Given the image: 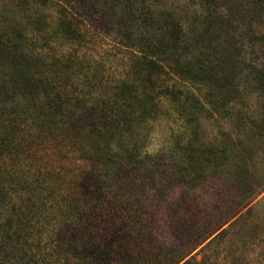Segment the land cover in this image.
Masks as SVG:
<instances>
[{
    "label": "trees",
    "instance_id": "trees-1",
    "mask_svg": "<svg viewBox=\"0 0 264 264\" xmlns=\"http://www.w3.org/2000/svg\"><path fill=\"white\" fill-rule=\"evenodd\" d=\"M16 1L19 10L17 14H13L6 5L5 9L0 7V70L3 75L0 97L4 95V105L10 107L9 111L14 110L18 121H31L40 133L50 135L54 127L61 132L66 129L77 141L81 139L79 149L84 158L91 161V165L93 163L92 169L84 172L80 181L81 190L77 194V198L80 197L79 209L76 210L78 221L63 230L59 227L52 236L54 245L63 246L66 257L71 255L75 258L76 262L72 264H85L84 251L89 247V254L94 260H101L102 264L113 261H124L126 264L133 255L132 249L127 250L131 239L121 235L127 225L120 222L122 224L119 228H107L104 239L98 243L97 230L85 221L95 213L98 201L109 202L111 196L115 198L117 193L108 196L104 192L106 184L99 177L102 173L95 168L99 164L104 167L111 165V168L104 169L113 172L115 181L121 180L128 173L124 162L118 161L119 152L123 148L117 143L111 144L115 135L112 125L121 129L142 127L157 111L154 105H147L148 102L154 103L155 97L159 107L161 96L173 90H184L186 85L191 86L188 90H194V87L201 90V87L208 86L209 90L218 92L215 100L212 98L215 92L207 94L205 101L212 108H206L209 112L218 110V100L225 103L239 100L242 96L240 90H247L248 82L254 85L252 90H258L255 82H259V74L253 68L255 66L245 59V52L254 49L264 61V31L254 34L250 32V27L244 29L248 41L244 47L241 40L237 41L239 36L230 25L235 20L239 24L259 16L264 11V0H197L202 15L187 28L181 21L169 18L172 15L155 13L149 0H38L36 5L35 0ZM47 4L55 6L62 15L57 23L52 20L54 25H50L44 17L42 9ZM155 26L159 27L160 32L154 41L134 44L135 30L139 29L138 35L143 37V33L149 34ZM107 34H114L111 41L122 52L116 60L118 64L121 63L117 72L108 59L97 57L93 50L94 43L104 39ZM89 42H94L91 47ZM80 43L85 44L82 52L81 46L79 49L70 46ZM65 45L70 49L65 50ZM241 64L248 65L245 72L246 66ZM73 75L79 77V80L72 87L66 86L68 76L72 79ZM245 75L251 77L245 78ZM61 79L65 80L63 84ZM76 90H80L83 95V100H80L82 104L69 108V100L74 105L79 100L75 95ZM90 90H105L106 95L88 103L85 97H90ZM149 90L159 91L148 96ZM195 90L191 91L192 95L187 94L190 100H194L192 97L195 96ZM227 115L228 112L225 113ZM237 116L242 119L243 115ZM250 116L243 117L248 119ZM258 120L256 115L248 119L249 128H254ZM51 122L54 125H50ZM235 133L238 137V131ZM0 141V144H8L4 135ZM72 143L76 142L72 140ZM230 144L232 147H227L230 155L223 156L221 160V156H217L220 150L214 147L211 150L209 148L206 154L199 153L197 158L211 161L218 184L227 182L234 189L229 197L231 208L222 210L221 206H217L216 211H220L218 213L221 216L215 217L214 223L211 222L205 228H197L193 223L192 227L191 223L189 226L185 223L179 225L186 232L191 245L173 264H193L190 258L181 261L207 239L211 241L216 238L223 231V225L264 189V183L255 180L259 175L251 169L254 166L250 154L252 145L248 152L245 149L248 143L239 137L230 139ZM136 147V143L131 144L127 150L128 155L139 157ZM209 153L211 158H206ZM4 156L0 155V262L10 253L17 261H14L16 264H35L37 260L25 254V245L28 242L30 246L28 232L32 225L34 227L35 222L41 220L40 207L31 195L26 196L20 192L21 188L27 187L20 185L25 179L7 164ZM144 157L140 165L151 158L146 155ZM32 180L26 182L36 183V179ZM257 184L259 188L254 187ZM116 187L124 188L123 185ZM253 187L252 195L244 192L249 189L252 191ZM179 203L175 200L174 207ZM186 210L192 212L190 208ZM186 210L181 211V215L190 218L193 213ZM109 211L110 207H107ZM116 212L122 214V210ZM147 223L142 220L138 229L143 231ZM130 229L132 226L128 225ZM18 252L22 255L19 256Z\"/></svg>",
    "mask_w": 264,
    "mask_h": 264
},
{
    "label": "rangeland",
    "instance_id": "rangeland-1",
    "mask_svg": "<svg viewBox=\"0 0 264 264\" xmlns=\"http://www.w3.org/2000/svg\"><path fill=\"white\" fill-rule=\"evenodd\" d=\"M149 1L155 13L172 15L173 17L169 18L181 21L185 28L189 24H194L198 16L202 15V10L197 6V0ZM38 3V0H35V5ZM5 5L13 14L18 13L16 0H0L2 9H5ZM42 10L50 25H54L52 20L57 23L62 18L55 6L47 4ZM193 16H196L195 20ZM230 27L239 36L237 41L241 40L246 47L247 31L244 29L250 27V32L254 34L263 32L264 11L259 16H253L250 22L238 24L235 20ZM138 32L139 29L133 33L134 44L154 41L160 29L155 26L149 34L143 33V37H139ZM113 37L114 34H107L96 44L94 42L88 44L91 47L94 43L95 55L108 59L109 64H112L111 67L117 72L121 63L118 64L116 60L120 58L122 52L114 47L111 41ZM81 43L70 46L74 49H79L81 46L82 52L85 44ZM252 46L254 47V44ZM64 49L70 48L65 45ZM245 59L255 66L253 68L259 74L257 76L259 82H255L258 90H252L254 85L248 82L247 86L250 89L240 90L242 96L239 100L228 103L218 100L216 101L218 110L213 109L209 112L206 108L211 107L205 100L208 97L207 94L211 95L215 90H209L208 86L201 87V90L194 87V90L196 89L195 96L192 97L194 100H190L187 94L192 95L191 91L194 90H188L191 86L186 85L184 90H173L168 95L161 96L159 107L156 105L155 97L154 103L148 102L147 105L151 107L154 105L157 111L156 115L148 118L142 127L132 126L131 129H121L112 125L115 135L111 144L117 143L120 148H123L119 152L118 161L124 162L128 173L121 180L115 181L113 172L104 169L111 168V165L104 167L99 164L95 168L102 173L99 177L106 184L104 192L108 196H111L113 192L117 193L115 198L111 196L109 202L98 201L95 213L87 217L85 221L97 230L98 243L104 239L107 228L112 230L115 227L119 228L122 223L127 225L121 235L125 239H131L127 244V250L132 249L133 255L126 264H173L191 245V241L187 240L186 232L179 228L183 223L187 226L191 223V227L193 223L197 228H205L214 223L215 217L221 216L219 214L221 212L216 211L217 206H221L222 210L231 208L229 197L232 196L234 189L230 188L227 182L219 181L218 184L211 161L198 159L199 153L206 154L209 148L211 150L214 147L220 150L217 151V156H221V160L223 156L231 153L227 151V147H232L230 139L243 138L244 143H248L245 148L248 152L249 146L252 145L250 154L253 157L254 166H251V169L254 174L259 175L255 180L264 183V77L262 76L264 61L254 49L252 52H245ZM241 66H246L243 71L245 72L248 65L241 64ZM250 77L251 75L247 76V78ZM64 78L66 80L67 77ZM2 79L0 70V82ZM65 80L61 79V83L63 84ZM77 80L79 77L75 75L72 79L68 76L66 86H74ZM156 91L159 90H149L148 96H152ZM86 93L88 94L87 91ZM217 93L215 92V96H212L213 99L217 97ZM75 95L79 100L75 105L72 100H69V108L82 104L80 100H83V95L80 90H76ZM89 95L90 97H85L88 103L94 102L100 96L104 97L106 91L90 90ZM3 98L4 95L0 97V140L4 135L8 144H0V155H5L3 159L7 160V164L25 179L20 182V185L27 187L21 188L20 192L26 196L31 195L41 212H39L41 220L35 222V226L32 225L28 232L30 246L27 242L25 254L34 257L37 260L35 264L75 263L74 257L71 255L66 257L63 246L54 245L52 236L59 227L63 230L78 221L76 210L79 209L80 197L77 198V194L81 190L80 181L83 173L92 169L93 163L91 165V161H87L80 151V138V141H77V138L72 137L66 129L61 132L59 128L54 127L52 129L55 131L53 130L50 135L40 133L31 121H18L14 110L9 111L10 107L4 105ZM226 112H228L227 116H225ZM239 114L240 116L251 115L247 117L248 119L256 115L259 120L254 128L250 129L248 119L243 116L240 119L237 116ZM50 125L54 123L51 122ZM138 130L140 134L137 135ZM236 131H238V137L235 135ZM72 140L76 143L73 144ZM133 143H136L138 155H140L137 158H134V155H128L127 150ZM148 143L163 146L160 147L157 155L148 156L151 158L140 165V160L145 159L142 152ZM7 145L9 147H6ZM20 155L23 157L20 158ZM206 158H211L210 153ZM3 174L6 176L4 172ZM32 179H36V183L26 182ZM258 184L254 187L260 186ZM117 185H123L124 188L120 189L116 187ZM254 187L252 191L249 189L244 192L250 196L254 192ZM175 200L181 202L185 209L179 203L175 205L176 210L173 205ZM114 201L117 203L115 204ZM107 207H110L109 213ZM248 207H250L249 212H247ZM186 208H190L192 212ZM117 210H122V214L118 215ZM183 210L193 214L190 218H186L181 215ZM240 215L241 218H238ZM142 220L148 223L143 231H140L138 224H141ZM128 225H131L132 229L128 230ZM221 229L223 231L219 230L220 234L216 238L211 241L207 239L181 262L190 258L193 264H264V189ZM111 247L113 248V244ZM90 249L91 247L84 251L85 264H102L101 260H94L95 258L89 254ZM21 252L17 254L20 253L19 256H21ZM14 261L17 262L8 253L2 258L0 264H16ZM108 264H124V261H113Z\"/></svg>",
    "mask_w": 264,
    "mask_h": 264
},
{
    "label": "clouds",
    "instance_id": "clouds-1",
    "mask_svg": "<svg viewBox=\"0 0 264 264\" xmlns=\"http://www.w3.org/2000/svg\"><path fill=\"white\" fill-rule=\"evenodd\" d=\"M163 145H156L154 146L153 143H148L145 145V148L142 152V156H155L159 153L160 151V147H162Z\"/></svg>",
    "mask_w": 264,
    "mask_h": 264
}]
</instances>
